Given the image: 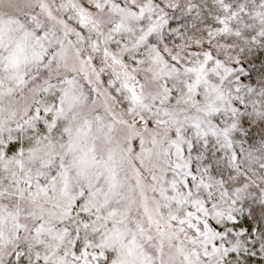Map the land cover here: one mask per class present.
<instances>
[{"label": "snow or ice", "instance_id": "1", "mask_svg": "<svg viewBox=\"0 0 264 264\" xmlns=\"http://www.w3.org/2000/svg\"><path fill=\"white\" fill-rule=\"evenodd\" d=\"M0 264H264V0H0Z\"/></svg>", "mask_w": 264, "mask_h": 264}]
</instances>
